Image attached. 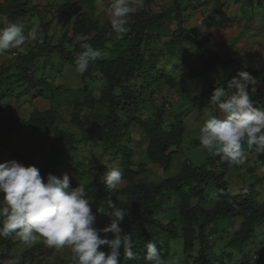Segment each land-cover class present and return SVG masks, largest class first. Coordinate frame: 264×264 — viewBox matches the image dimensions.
Segmentation results:
<instances>
[{
    "label": "rangeland",
    "instance_id": "374dc122",
    "mask_svg": "<svg viewBox=\"0 0 264 264\" xmlns=\"http://www.w3.org/2000/svg\"><path fill=\"white\" fill-rule=\"evenodd\" d=\"M173 1L144 0V8L146 7L151 13H162L172 7ZM19 2L25 5L28 15L17 21L24 24L26 33L35 27L39 35L36 41L29 40L18 49L7 50L0 54V71H3L2 77H4V81L0 84V115L13 114L18 126L23 121H27L34 110L54 109L57 112L54 126L73 133L79 144L74 149L60 152V156L53 160L56 164L50 168L47 175L52 174L62 178L63 174L67 173L70 176V187L84 186L96 202L98 199L93 184L95 182L102 184L103 174L111 168L120 169L121 160L119 155L104 152L99 142L106 109L96 104L94 99L99 97L105 85L103 78L98 72H91L89 69L85 72L89 76L84 78L75 67L65 63L61 65L60 56L54 53L37 59L30 66L27 73V78L33 82L30 84L14 78L15 61L21 52L26 53L38 41L45 29L52 45H56L60 38L69 39L72 36L71 22L66 21L60 11L64 5L78 2L82 7L81 13L87 14L103 25L110 22V14L105 9L110 6L112 0H103L101 4H98L97 0H19ZM174 18V13H168L163 19L160 31L145 34L147 37L141 50L146 66L129 83L132 93L137 97L138 110L135 117L144 121L152 109L161 106L163 111L168 113L163 122L166 130L179 122L184 127L182 152L175 156L170 169L166 172L156 165L149 164L145 158L147 140L140 128L133 125L128 130L122 143L132 150L134 170L139 163L147 165L144 166L145 174L139 177L145 183H159L166 178L175 177L181 172L184 160H188L192 167H199L210 157L211 153L199 141V129L204 121L205 109L211 107L210 101L202 111H198L193 108L192 99L202 90L225 81L229 77L231 68L229 69L225 64H217L203 71L202 63L209 59V54H217L218 59L222 61H236L249 73L258 65L264 64V0H190V5L188 4L181 12V26L186 31H194L206 37L207 42L202 48L197 42L190 41L168 51L166 45L179 26L176 23L178 20ZM47 24H49L48 28L45 27ZM74 40L79 41L77 38ZM125 42L126 38L121 34L116 33L108 37L105 40L104 50L98 51L101 58L113 60L118 56ZM64 47L71 51L74 47L73 40L66 41ZM183 48L184 50L181 51ZM13 53L17 55L12 56ZM170 64L174 67L173 71H168ZM151 66L154 68L150 69ZM11 75L14 77L11 78ZM40 81H45L51 87H42ZM249 91L255 105L264 108V84L257 85L256 82L254 90L250 88ZM257 91L260 93L259 97H256ZM90 95L93 97V103L87 101ZM76 102L81 105L77 114V123L71 122ZM119 115L123 119V114L119 113ZM51 136V130L39 132L31 130L29 126H20L19 130L15 129L11 134H7L4 144L0 146V163L10 160L20 163L29 161L40 169L52 160L47 155ZM88 136L91 138L86 139ZM242 148L247 153L248 160L242 165L229 162L224 181L232 194H238L249 185L254 187L251 198L256 206H260L264 203L262 166L264 159L261 161L259 158L261 155L255 152L254 146L242 143ZM44 181L46 182V179ZM125 185L126 182L122 179L117 189L124 188ZM200 190L201 187H198L197 191ZM217 193L218 188L215 184L208 185L204 190V200L197 198L193 200V204H202L201 208L208 210L216 202V198L213 199L212 195ZM101 196L97 197L101 198ZM163 196L160 201L161 209L156 212L154 218L163 223L173 221L179 225L176 209L178 199L165 192ZM118 199L124 201L122 196ZM95 202L92 204V211L100 218L103 208L97 206ZM239 222L241 223L240 217H236L231 223L230 219H224L217 222L215 231H211L217 235L210 240L213 243L215 257L223 258L228 264H241L252 254L257 256L260 250L263 251L264 257V221L255 226L254 236L244 246L242 254L233 253L232 246L228 245V238L235 232ZM180 236L178 234V238L171 241L169 258L179 252L183 262L185 256L182 254ZM5 241L14 246L11 254L15 257L12 256L10 259L18 258L20 255L24 257L23 260H19L20 264H60L61 261L72 260V253L68 247H48L42 238L34 244H25L14 235L0 238V254L4 249ZM107 251L109 249H105V252ZM197 252L196 247L192 255H196ZM223 252L233 253L232 259H229L228 255L224 256ZM253 259L249 264L263 262L257 258ZM8 261L5 260L3 263L8 264Z\"/></svg>",
    "mask_w": 264,
    "mask_h": 264
},
{
    "label": "trees",
    "instance_id": "16d2710c",
    "mask_svg": "<svg viewBox=\"0 0 264 264\" xmlns=\"http://www.w3.org/2000/svg\"><path fill=\"white\" fill-rule=\"evenodd\" d=\"M188 4L190 5V0H174L172 7L162 13H151L146 10V7L139 10L130 18V30L122 34L126 38V42L118 56L113 60L102 59L99 56L89 66V70L91 72H98L105 83L99 97L94 99L96 100V104L106 109L105 122L100 129L101 136L99 142L104 152H110L121 157L119 167L123 173L122 179L126 182L124 188L113 190L110 193L105 187L104 182L102 184L97 182L93 184L95 196L98 199L95 204L103 208L100 218H98L97 213L93 212L96 215L95 226L97 229L102 230L110 224V218L107 215L109 211L107 201L109 199L116 201L117 206L125 209L128 213L120 227L125 232L132 231L134 233L133 250L137 253V259L128 260L122 252L120 264H147L144 256L147 251L146 245L150 242L157 244L165 264H167L170 253L169 243L171 240L177 239L178 234L181 235L183 254L186 256L183 264H228L223 258L214 257L213 248L207 242L206 232L210 226H214L218 221L224 219L240 217V227L233 234L228 245L232 246L233 253L242 254L244 246L254 236L255 226L264 221V203L256 206L251 198V195L254 193V187L249 185L238 194H232L229 191L227 183L224 181L229 162L224 160L221 154L216 156L211 153L210 157L207 158V162L199 167H192L184 161L181 172L175 177L167 178L159 183H145L139 177L144 173V166L146 165L139 163L134 170L132 168V164L134 163L132 150L122 143V139L133 125L139 127L147 140V146L144 150L145 158L149 164L158 166L163 172L170 169L175 156L182 152L183 125L179 122L171 125L166 130L163 127V122L168 113L163 111L161 106H155L156 108L152 109L150 115L144 121L139 117H135L138 110L137 97L132 93L129 83L146 66L145 57L141 50L147 37L145 34H153L160 31L163 19L168 13H174V17L176 18L174 19L178 20L176 23L179 24L166 45L168 51H172L175 47H180L185 42L190 41L197 42L200 48L206 44V37L194 31H186L181 26V12L184 11ZM81 8L78 2L64 5L60 11L63 17L66 18V21L71 22L72 36L69 39L66 37L60 38L56 45H52L50 36L45 33V29L38 41L26 53L19 51L21 53L15 61L16 74L15 77L11 75V78H18V80L32 84V80L27 78L30 66L37 59L54 53L60 56L61 65L65 63L75 67L76 57L84 51L82 48L83 43H90L97 51L104 50L105 40L116 34L112 30L110 22L101 25L97 20L92 19L85 13H81ZM0 15L5 16L8 20L15 21L28 14L23 3H20L18 0H9L0 4ZM45 27L48 28L49 24ZM81 35L86 36L87 39L81 41L79 39ZM75 38L79 39V41L75 42ZM72 40L74 47L71 51H68L64 47L65 42H71ZM208 58V60L202 63L203 71L217 64H225L229 69L231 68V72L225 81L202 90L193 97V108L198 111H202L210 101L215 87L223 86L226 89L228 82L237 76L239 71H247L236 61H222L218 59L219 57L215 53H210ZM153 68V66L150 67V69ZM0 72L1 84L4 81V77H2L3 71ZM250 74L256 79L257 85L264 84V64L258 65ZM88 76L86 73H83L84 78ZM39 84H42L41 86H45V88L51 87L45 81H40ZM26 91H28V88ZM259 96L260 93L257 91L256 97ZM87 101L93 103V97L91 95L88 96ZM80 106V103L76 102L74 104L71 122L77 123V114ZM119 113L123 114V119ZM56 118L57 112L52 108L45 111L34 110L27 121H23L17 126L13 114L0 115V146L4 144L6 135L11 134L15 129L19 130L20 126H29L31 130L39 132L51 130L52 136L49 139V151L47 155L52 160L40 168V173L44 180L46 179L47 172L56 164L53 160L60 156V152L74 149L79 144L73 133L54 126ZM89 137H86V139ZM259 158L263 161L264 155H261ZM22 164L26 167L29 165L34 166L29 161H23ZM262 166L264 168V161ZM214 184L218 188V193L216 195V202L210 209L203 210L200 206L202 204L194 205L192 203L193 199L202 198L204 190L208 185ZM198 187H201L200 191H197ZM164 192L176 196L179 201V225H175L174 222L163 224V222L154 218L156 212L161 209L160 201L164 197ZM100 195H102L101 198L97 197ZM119 196H122L124 201L119 200ZM1 198L2 194H0ZM100 235L103 238L104 233L101 232ZM109 238H111V234H109ZM13 247L11 243L5 241L4 249L0 254V264H7L3 262L10 260L14 256L11 254ZM196 247L198 248V252L196 255H192ZM104 248L108 250V246L106 245L102 246L100 250L105 251ZM262 252L261 250L257 252L258 260L263 261L258 264H264ZM233 253L226 254L223 252V255H228L229 259H232ZM23 258L21 255L18 257L19 260H23ZM251 260L252 257L246 258L241 264H249ZM60 264H73V261H61Z\"/></svg>",
    "mask_w": 264,
    "mask_h": 264
},
{
    "label": "clouds",
    "instance_id": "9594fccd",
    "mask_svg": "<svg viewBox=\"0 0 264 264\" xmlns=\"http://www.w3.org/2000/svg\"><path fill=\"white\" fill-rule=\"evenodd\" d=\"M97 3L101 4L103 0H97ZM143 8L144 0H112L105 11L110 14L112 30L122 35L130 30V18ZM38 35L35 27L26 33L23 23L6 21L5 26L0 27V54L18 49L29 40L36 41ZM79 39L84 41L87 37L81 35ZM82 48L84 51L75 59L76 71L81 74L100 56L90 43H83ZM173 70V65H168V71ZM255 83L256 79L248 71L241 70L228 82L226 89L223 86L215 87L210 98L211 107L205 109L204 121L199 129L200 144L209 153L221 154L224 160L237 165L248 160L242 142L254 146L257 154L264 155V108L255 105L249 91L250 88L254 90ZM184 161L189 163L188 160ZM122 178L123 173L118 167L111 168L102 176L109 193L118 188ZM0 194V238L14 235L25 244H34L42 238L48 247H68L73 264H120L122 252L128 260L137 259V253L133 250L134 233L125 232L120 227L128 215L125 209L109 199L107 215L110 224L102 230L97 229L96 215L92 211L95 202L93 196L84 186L70 187L67 173L62 178L48 174L45 182L39 168L32 165L26 167L15 160L5 161L0 163ZM212 198L215 199L216 195L213 194ZM201 200H204V196ZM178 206L179 201L177 213ZM233 220L230 219V223ZM216 224L206 232L211 247L213 243L210 240L217 237L211 232L216 230ZM101 232L104 233L103 238ZM234 233L230 234L228 240ZM105 245L109 249L107 252L100 250ZM146 249L144 260L147 264H165L156 243H147ZM251 257L258 259L255 254ZM181 259L177 252L167 264L184 263ZM8 264H19V259H10Z\"/></svg>",
    "mask_w": 264,
    "mask_h": 264
},
{
    "label": "crops",
    "instance_id": "0c3cea01",
    "mask_svg": "<svg viewBox=\"0 0 264 264\" xmlns=\"http://www.w3.org/2000/svg\"><path fill=\"white\" fill-rule=\"evenodd\" d=\"M9 0H0V4H3L5 2H8ZM11 1V0H10ZM19 1V0H18ZM20 18H18L17 20H19ZM15 20V22H20ZM6 21H12V20H8L5 16L0 15V27L5 26V22Z\"/></svg>",
    "mask_w": 264,
    "mask_h": 264
}]
</instances>
